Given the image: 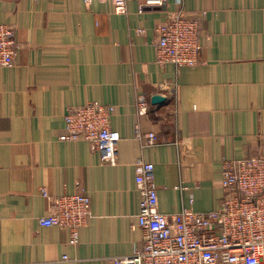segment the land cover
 Masks as SVG:
<instances>
[{
    "label": "crops",
    "instance_id": "0c3cea01",
    "mask_svg": "<svg viewBox=\"0 0 264 264\" xmlns=\"http://www.w3.org/2000/svg\"><path fill=\"white\" fill-rule=\"evenodd\" d=\"M140 2L116 12L113 0H0L18 43L0 67V264H111L141 247L138 159L154 165L160 212H207L222 196L223 160L264 146V0H183L204 15L199 62L181 67L155 62V28L175 0L139 12ZM91 101L113 106L114 163L82 138L59 139L64 115ZM136 128L156 145L142 146ZM80 191L90 216L71 244L67 228L38 219L52 197Z\"/></svg>",
    "mask_w": 264,
    "mask_h": 264
},
{
    "label": "built area",
    "instance_id": "2783aa9c",
    "mask_svg": "<svg viewBox=\"0 0 264 264\" xmlns=\"http://www.w3.org/2000/svg\"><path fill=\"white\" fill-rule=\"evenodd\" d=\"M87 1V0H85ZM116 12H124L127 0H113ZM166 0H141L138 11L162 8ZM177 10L155 28V62L162 66H194L202 49L200 19L175 0ZM18 43L12 27L0 24V67L12 65ZM138 113H145L144 95L136 101ZM113 106L91 101L64 115L60 140H86L102 162L114 163L118 131L109 126ZM142 146H154L153 132L134 133ZM152 162L138 159L134 182L139 195L137 224L141 247L130 255L110 257L111 264H264V146L258 154L225 159L221 167L222 196L217 207L207 212L181 209L165 214L158 210V195ZM43 196L47 192L41 189ZM51 212L38 219L40 226H60L69 230L71 244L78 241V230L90 216L86 191L50 199ZM65 258V257H64Z\"/></svg>",
    "mask_w": 264,
    "mask_h": 264
},
{
    "label": "water",
    "instance_id": "95a60500",
    "mask_svg": "<svg viewBox=\"0 0 264 264\" xmlns=\"http://www.w3.org/2000/svg\"><path fill=\"white\" fill-rule=\"evenodd\" d=\"M152 103H160L162 101H164V97L160 96V95H154L151 99Z\"/></svg>",
    "mask_w": 264,
    "mask_h": 264
}]
</instances>
